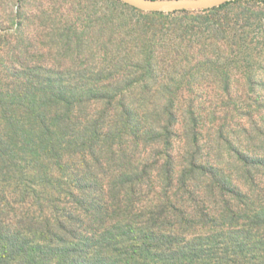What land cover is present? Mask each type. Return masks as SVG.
<instances>
[{
	"label": "trees",
	"instance_id": "obj_1",
	"mask_svg": "<svg viewBox=\"0 0 264 264\" xmlns=\"http://www.w3.org/2000/svg\"><path fill=\"white\" fill-rule=\"evenodd\" d=\"M251 3L98 28L71 69L0 51V264H264V151L231 139L234 113L264 124Z\"/></svg>",
	"mask_w": 264,
	"mask_h": 264
},
{
	"label": "rangeland",
	"instance_id": "obj_2",
	"mask_svg": "<svg viewBox=\"0 0 264 264\" xmlns=\"http://www.w3.org/2000/svg\"><path fill=\"white\" fill-rule=\"evenodd\" d=\"M111 3V0H0L1 34L6 35L5 41L0 43V51L2 53L10 51L14 55L27 57L22 65L34 70L37 67L71 69L77 63L74 58L87 54L86 46L95 39L98 28H102L106 36L113 30V25L119 22L122 23V26L118 28L121 31L136 27L146 30L147 26L157 22H163L160 24L166 29L170 19H178L181 15L162 17L151 15L149 12L132 11L131 7L121 2L112 3L113 5ZM250 5L258 10H264L262 3ZM15 13H17L16 18ZM159 36L160 33H156V37ZM79 43H82L81 46H77ZM64 46L67 47L62 50ZM166 49L163 45L151 48V67L155 68L152 72L153 77H158L160 74L161 69L157 66V60ZM62 53L66 55L64 61L55 62L53 58ZM91 67L92 65L88 69ZM141 76L140 73L137 84L134 85L135 90L143 85L148 87L159 85L158 80L155 82L156 79L150 74L143 79ZM242 77L237 75L230 78L234 93L244 85L245 80ZM262 86H264V70H257L256 91L250 101H257V103L263 101ZM260 117L264 119V110H261ZM234 118L236 122L231 134L233 145L237 149L248 148L257 153L260 149L264 151V142L257 133L264 131V124L259 123V129L256 131L249 125L246 116L238 115L237 112L234 113ZM256 120L259 121L258 118ZM181 144L177 141L175 147H181Z\"/></svg>",
	"mask_w": 264,
	"mask_h": 264
},
{
	"label": "water",
	"instance_id": "obj_3",
	"mask_svg": "<svg viewBox=\"0 0 264 264\" xmlns=\"http://www.w3.org/2000/svg\"><path fill=\"white\" fill-rule=\"evenodd\" d=\"M137 11L169 13L180 11H204L237 0H117ZM264 1V0H262Z\"/></svg>",
	"mask_w": 264,
	"mask_h": 264
}]
</instances>
